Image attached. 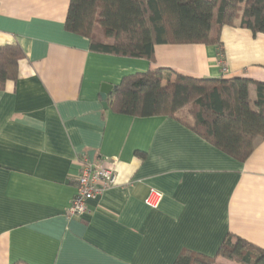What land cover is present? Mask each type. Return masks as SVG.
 Returning a JSON list of instances; mask_svg holds the SVG:
<instances>
[{"label": "crops", "instance_id": "0c3cea01", "mask_svg": "<svg viewBox=\"0 0 264 264\" xmlns=\"http://www.w3.org/2000/svg\"><path fill=\"white\" fill-rule=\"evenodd\" d=\"M69 5L0 0V46L24 52L0 90V264H174L184 249L214 256L228 235L264 249V138L240 162L192 129L189 106L141 117L100 97L102 84L158 67L264 83V33L238 20L221 44H160L150 62L92 51L66 29ZM82 156L114 168L117 183L68 217ZM151 189L158 208L145 203Z\"/></svg>", "mask_w": 264, "mask_h": 264}, {"label": "trees", "instance_id": "16d2710c", "mask_svg": "<svg viewBox=\"0 0 264 264\" xmlns=\"http://www.w3.org/2000/svg\"><path fill=\"white\" fill-rule=\"evenodd\" d=\"M238 20L254 34L264 33V0H70L65 27L88 37L94 52L154 62L157 45L221 44L222 28ZM23 58L19 44L0 46V90L18 78ZM107 101L116 112L141 117H174L191 105L192 129L240 162L264 138V83L246 77H195L150 68L125 75ZM218 257L264 264V249L228 235L214 256L184 249L174 264H217Z\"/></svg>", "mask_w": 264, "mask_h": 264}, {"label": "built area", "instance_id": "2783aa9c", "mask_svg": "<svg viewBox=\"0 0 264 264\" xmlns=\"http://www.w3.org/2000/svg\"><path fill=\"white\" fill-rule=\"evenodd\" d=\"M219 64L224 73L228 72L227 63L223 53L219 55ZM117 172L106 164H97L82 156L80 160V173L76 185V193L67 210V216H80L88 212V201L99 193L111 188L117 183ZM163 200V193L151 189L145 198V203L158 208Z\"/></svg>", "mask_w": 264, "mask_h": 264}, {"label": "water", "instance_id": "95a60500", "mask_svg": "<svg viewBox=\"0 0 264 264\" xmlns=\"http://www.w3.org/2000/svg\"><path fill=\"white\" fill-rule=\"evenodd\" d=\"M115 86L111 85V84H106V83L102 84V86H101L100 97H101L102 105H103L104 109L109 108V104H108L107 99H108L110 93L112 92V90Z\"/></svg>", "mask_w": 264, "mask_h": 264}, {"label": "rangeland", "instance_id": "374dc122", "mask_svg": "<svg viewBox=\"0 0 264 264\" xmlns=\"http://www.w3.org/2000/svg\"><path fill=\"white\" fill-rule=\"evenodd\" d=\"M216 15H217V10H216ZM98 34L102 37L103 35H102V32H101V30L98 32ZM189 107H190V112H191V114H192V106L191 105H189ZM193 115V114H192ZM194 117V116H193ZM222 263H226V262H231L230 261V259H228V258H222ZM235 262V261H234ZM233 264H237V263H233Z\"/></svg>", "mask_w": 264, "mask_h": 264}]
</instances>
